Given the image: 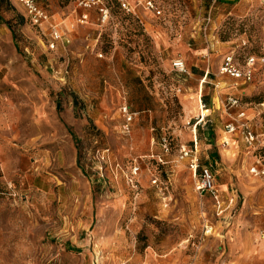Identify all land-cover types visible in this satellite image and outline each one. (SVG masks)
Returning <instances> with one entry per match:
<instances>
[{"label":"rangeland","instance_id":"374dc122","mask_svg":"<svg viewBox=\"0 0 264 264\" xmlns=\"http://www.w3.org/2000/svg\"><path fill=\"white\" fill-rule=\"evenodd\" d=\"M102 1L106 23L36 0L61 34L51 48L46 23L0 0V264H264V175L250 173L264 166V0H155L142 23ZM227 54L255 57L251 80L219 74ZM229 96L263 145L225 132ZM207 131L229 158L213 167L231 197L219 214L178 157L196 136L203 159Z\"/></svg>","mask_w":264,"mask_h":264},{"label":"built area","instance_id":"2783aa9c","mask_svg":"<svg viewBox=\"0 0 264 264\" xmlns=\"http://www.w3.org/2000/svg\"><path fill=\"white\" fill-rule=\"evenodd\" d=\"M21 6H23L27 16L35 24L41 26V24L46 23L49 29V36L51 38L50 47L54 48L55 42L61 37V34L57 30L55 24L50 22V16L47 11L38 5L36 0H17ZM118 6L126 14H134L136 18L142 23L139 16L136 14L137 6H141L144 10L150 12L156 17H159L162 13L159 5L155 0H135L131 2L130 0H115ZM76 6L83 10H88L91 7H96L98 12V20L100 23H106L109 19V7L102 0H76ZM88 20V14L86 12L82 13L80 16V22L85 23ZM264 62V57H262ZM256 59L253 56L247 58L246 66L241 67L235 62L233 55L227 54L224 56L221 65L219 66L218 72L221 75H228L232 78L240 79L244 82L251 80L253 76V67L255 65ZM172 66L174 69L179 71H185V66L181 60H173ZM225 108H237L239 102L237 98L229 96L226 98ZM205 105L202 104V108ZM121 112L124 118L123 130L129 131V125L134 120L135 113L131 112L125 101L121 104ZM207 115L201 114L200 120H203ZM196 127V124H195ZM225 132L230 135L240 134L242 139L248 145L258 144L263 145V141L260 140V136L253 130L249 121L245 119L244 111H239L233 119L224 125ZM229 140H222L223 146H228ZM179 159L185 160L187 162L188 168L192 171L195 179L194 188L200 195V197H205L209 195L212 197L213 206L216 207L217 214L222 213V205L224 204L221 199V191L216 184L215 174L209 165H203L201 163V158L198 149V141L193 139L191 145H181L179 150ZM259 160L256 161V165L252 166L250 173L256 176L264 175V166L259 165ZM133 174L136 175L139 172V167L133 166ZM152 183L158 185V180L153 177ZM259 237L264 239V227L259 230Z\"/></svg>","mask_w":264,"mask_h":264},{"label":"crops","instance_id":"0c3cea01","mask_svg":"<svg viewBox=\"0 0 264 264\" xmlns=\"http://www.w3.org/2000/svg\"><path fill=\"white\" fill-rule=\"evenodd\" d=\"M139 19H141L140 17H139ZM141 21H143L142 19H141ZM197 51H195L194 53H193V58L196 60V63L195 62H193L191 65H192V67H194V68H192V71H194V72H197L198 70L197 69H204L205 68V65L206 64H204V59L202 60V59H200L201 57H203L204 55H202V54H199L198 52L196 53ZM201 63V64H200ZM198 64H199V66H198ZM207 72H208V70H207ZM212 99V98H211ZM212 101V100H211ZM244 111L243 109H241V108H235V111H234V113H233V116L231 117V119H233V117L239 112V111ZM245 113V112H244ZM206 115H208V114H206ZM231 119H229L227 122H229ZM245 119H247L248 121H249V119L246 117V115H245ZM254 130V129H253ZM255 131V130H254ZM203 136V137H202ZM202 136L200 137V139H201V144H200V147L202 148V149H205L204 151H203V159L201 158V163L203 164V165H209L211 168H212V170H213V167H214V165L216 164H218V165H220L221 166V168H225V166L227 165V163H228V160H229V158L226 156V157H224L223 158V156H221V154H220V152L218 151V149L217 148H214V147H217V143L218 142H214L213 140H212V138H210V133L207 131V132H204V133H202ZM232 137H230V138H234V137H238V135H236L235 134V136L234 135H231ZM193 139H196L197 140V138H196V136H194L193 137ZM193 139L191 140V144H192V141H193ZM232 140V139H231ZM191 144H189V145H191ZM232 144V143H231ZM213 147V148H212ZM199 149V148H198ZM232 149H233V147L231 146L229 149H225L228 153H231L232 152ZM199 154H200V151H199ZM4 160H6V157H2ZM219 162V163H218ZM255 164L253 163L252 164V166H254ZM206 198H210V199H212V197H210L209 195H206L205 196ZM231 197H229V196H224L223 194L221 195V199L223 200V202L225 203H227L228 202V200L230 199ZM232 200V199H231ZM213 201V200H212Z\"/></svg>","mask_w":264,"mask_h":264},{"label":"trees","instance_id":"16d2710c","mask_svg":"<svg viewBox=\"0 0 264 264\" xmlns=\"http://www.w3.org/2000/svg\"><path fill=\"white\" fill-rule=\"evenodd\" d=\"M117 5V4H116ZM118 6V5H117Z\"/></svg>","mask_w":264,"mask_h":264}]
</instances>
